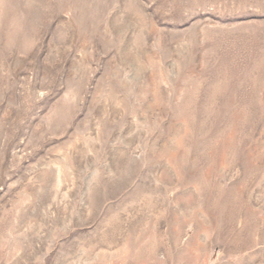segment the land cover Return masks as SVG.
<instances>
[{"label": "rangeland", "instance_id": "374dc122", "mask_svg": "<svg viewBox=\"0 0 264 264\" xmlns=\"http://www.w3.org/2000/svg\"><path fill=\"white\" fill-rule=\"evenodd\" d=\"M0 264H264V0H0Z\"/></svg>", "mask_w": 264, "mask_h": 264}, {"label": "bare ground", "instance_id": "6f19581e", "mask_svg": "<svg viewBox=\"0 0 264 264\" xmlns=\"http://www.w3.org/2000/svg\"><path fill=\"white\" fill-rule=\"evenodd\" d=\"M250 91H251V90H250ZM216 93H217V92H216ZM213 94H214V93H213ZM214 96H215V95H214ZM212 97H213V96H212ZM223 102H224V101H223ZM224 104H225V103H224ZM233 111H234V110H233ZM230 114H231V113H230ZM231 116H232V115H231ZM215 127H216V126H215ZM212 128H213V127H212ZM231 133H232V130H231ZM231 133H230V134H231ZM215 135H216V134H215ZM221 135H222V134H221ZM228 136H229V135H228ZM235 136H236V132H235ZM214 137H215V136H214ZM214 137H212V138H214ZM233 137H234V136H233ZM221 138H222V137H221ZM223 138H224V137H223ZM226 138H227V137H226ZM218 139H219V138H218ZM224 139H225V138H224ZM224 139H223V140H224ZM221 140H222V139H221ZM223 140H222V141H223ZM227 140H228V138H227ZM206 141H207V140H206ZM207 142H209V140H208ZM210 142H212V141H210ZM217 142H218V141H217ZM217 142H216V143H217ZM226 143H227V141H226ZM230 143H231V142H230ZM232 143H233V141H232ZM217 144H218V143H217ZM228 144H229V143H228ZM209 145H210V144H209ZM218 145H219V144H218ZM222 146H223V145H222ZM222 146H221V147H222ZM228 146H231V145L229 144ZM219 148H220V147H219ZM223 148H224V147H223ZM227 149H228V148H227ZM230 149H231V148H230ZM208 150H209V149H208ZM217 151H218V148H217ZM226 152H227V151H226ZM230 152H231V150H230ZM209 153H210V152H209ZM218 153H219V152H218ZM224 153H225V151H224ZM232 153H233V152H232ZM221 154H222V153H221ZM225 154H226V153H225ZM225 156H226V155H225ZM227 157H228V156H227ZM225 159H226V158H225ZM227 160H228V159H227ZM214 162H216V161H214ZM214 162H213V163H214ZM181 163H182V162H181ZM213 163H211V164H213ZM216 164H217V162L215 163V165H216ZM248 164H249V163H248ZM208 167H209V166H208ZM218 167H219V166H218ZM214 170H216V169H214ZM214 170H213V173H214ZM250 170H251V169H250ZM195 172H196V171H195ZM192 173H193V172H192ZM205 173H206V172H205ZM206 175L209 176L210 174H209V173H208V174L206 173ZM187 177H188V176H187ZM212 177H213V176H212ZM244 180H245V179H244ZM191 181H192V180H191ZM239 181H240V180H239ZM243 188H244V187H243ZM238 200H239V199H238ZM117 217H118V216H117ZM251 238H252V237H251ZM151 246H152V245H151ZM154 249H155V248H154Z\"/></svg>", "mask_w": 264, "mask_h": 264}]
</instances>
